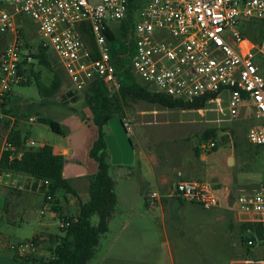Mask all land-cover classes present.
I'll return each instance as SVG.
<instances>
[{
	"label": "rangeland",
	"instance_id": "1",
	"mask_svg": "<svg viewBox=\"0 0 264 264\" xmlns=\"http://www.w3.org/2000/svg\"><path fill=\"white\" fill-rule=\"evenodd\" d=\"M0 10H7L3 0H0ZM119 24L112 22L111 28L116 30ZM12 40L11 34L0 40V57ZM18 40L21 60L34 54L41 41L33 23L22 37L18 34ZM25 43L29 48L24 47ZM26 62V70H32L34 75L38 73L39 80L47 85L50 74L32 58L28 57ZM58 72L61 87L51 98H41L33 76L29 77L28 84L11 88L9 100L0 107L1 136L15 128L20 130L21 137L58 148L67 146L70 140L89 136L88 127L79 129L82 120L89 116L82 103L83 90L74 92L60 67ZM27 76L28 72L23 81ZM67 94L74 95L76 101L70 102ZM225 98L226 94L222 93L218 105L207 102L199 111L168 110L139 101L123 106L121 120L134 155L131 160L129 149L123 147L120 154L123 164L119 166L111 164V157L107 155V174L115 184L116 202L106 231L85 264H264V241L254 240L248 252L239 245V224L245 222L243 218L252 216L238 215L234 203L227 198L251 192L264 184V145L249 144L242 134L241 129L254 124L250 108L244 107L236 117L230 118L226 115ZM20 114L28 117L22 118ZM31 117L55 122L62 134H54L37 122L28 123ZM211 128L216 130L212 139L214 148L203 150L200 147L206 145L207 139H199V135ZM102 131L111 135L108 125ZM161 169L171 176L180 174L185 179L207 183L219 197V204L227 208L230 220L224 215L219 217L215 209L203 210L185 200L179 204L174 197L153 200L149 208L147 196L154 189V175ZM4 181L2 177L0 183ZM78 186L82 196L84 187L81 188L82 183ZM4 196L0 200L3 243L27 240L46 232L31 252L44 256L47 233H58V214L51 211L52 216L47 211L40 214L41 196H35L29 206L22 203L13 207L10 216L5 213ZM74 210L69 209V214H75ZM89 222L95 225L96 216L92 215ZM11 253L5 244L0 246V258L7 260L0 263L14 261Z\"/></svg>",
	"mask_w": 264,
	"mask_h": 264
},
{
	"label": "built area",
	"instance_id": "2",
	"mask_svg": "<svg viewBox=\"0 0 264 264\" xmlns=\"http://www.w3.org/2000/svg\"><path fill=\"white\" fill-rule=\"evenodd\" d=\"M3 2L7 10H0V39L11 34L13 40L0 57V107L11 88L22 80L18 75L21 58L16 27L20 16L35 25L41 47L54 55L74 92L92 81L100 82L109 92L119 90L105 33L115 31L112 22L126 19V0ZM245 20L264 23V0H142L131 24L129 51L122 59L126 64L121 65L153 92L176 100L190 102L214 94L208 102L218 105L219 96L226 94L228 117L234 118L242 108H250L254 124L246 126L245 141L264 145V37L257 45L242 38L238 26ZM35 122L33 117L28 119L30 124ZM0 138L1 162L3 153L14 146L7 136ZM214 143L207 139L200 148L210 150ZM41 145L26 138L16 157L23 150ZM2 177L8 179L9 187L18 188L9 180V173L0 172ZM45 185L46 181L33 178L28 183L29 189L41 195ZM168 196L192 202L203 210L220 205L215 191L196 180L175 181ZM157 197L155 192L149 193V204ZM227 198L234 203L238 215L252 216L243 220L258 224L264 236V184ZM50 201L51 197L45 195L40 214L49 210ZM65 224L59 219L58 227ZM3 244L19 255L31 254L36 247L31 239L3 243L0 233V246ZM245 244L250 246L252 241Z\"/></svg>",
	"mask_w": 264,
	"mask_h": 264
},
{
	"label": "trees",
	"instance_id": "3",
	"mask_svg": "<svg viewBox=\"0 0 264 264\" xmlns=\"http://www.w3.org/2000/svg\"><path fill=\"white\" fill-rule=\"evenodd\" d=\"M141 4L142 0H126V19L120 22L114 32L105 33L109 47V57L119 82V90L116 93L109 92L104 85L97 81L90 82L83 89L82 103L88 110L91 125L95 129V136L89 145L87 155L95 162L96 168L93 173L86 177L87 197L84 201L78 202L74 215L58 214V218L66 222V224L58 227V233L46 235L47 245L44 256H35L33 254L19 255L13 252L12 259L16 264H85L91 258L99 237L106 231L107 222L115 205L114 182L107 174V152L102 139L105 135L102 129L114 117L122 124V108L127 102L139 101L168 110L199 111L204 109L208 100L213 99L215 96L213 94L190 102L176 100L153 92L146 85L137 81L127 67L121 65L122 62L126 64L122 59L129 51L128 36H130L132 29L131 24L134 14ZM31 23L27 18L21 16L16 18L18 34L21 37L24 30L31 27ZM238 30L242 38L254 45H257L264 37L263 22L241 21ZM24 47L29 48L27 43L24 44ZM28 55L20 61L18 75L22 77V80L17 86L28 84L29 77L33 76L41 98H51L61 87V76L58 72L59 63L54 56L48 54L45 48L41 47V44L36 46L34 54ZM28 57L35 60L42 69L50 74V80L47 85H44L39 80L38 73L34 75L32 70H26ZM27 72V80L25 77L23 81V76ZM67 96L70 97V102L76 101L74 95L67 94ZM3 112L4 114L6 113L5 111ZM20 116L22 118L28 117L24 114H20ZM37 123L46 126L54 134H62L59 126L47 118L38 117ZM245 130L246 127L244 130L241 129L242 134H245ZM230 132L234 134L233 130H230ZM215 133L216 130L213 128L205 130L199 135V139H213ZM7 138L13 144L14 149L3 153L0 162V172L26 175L35 181H46V185L42 186L40 191L42 193V201L44 202L45 195H49L51 197L49 210L52 213H57L56 194L76 195L69 181L61 174L64 163L63 156L54 154L51 146L43 143L40 147L21 151L20 157H16L20 144L26 137H21L20 130L10 128ZM194 151L196 152V150ZM9 156H12V158H9ZM175 200L182 204V199L175 198ZM92 215L97 218L95 225H91L89 222ZM40 238L39 235L30 239L37 245ZM262 238L264 236L258 224L249 222L239 224L238 241L240 246H244L245 252H248V248L251 246H246L247 240L254 242V240L258 241Z\"/></svg>",
	"mask_w": 264,
	"mask_h": 264
},
{
	"label": "crops",
	"instance_id": "4",
	"mask_svg": "<svg viewBox=\"0 0 264 264\" xmlns=\"http://www.w3.org/2000/svg\"><path fill=\"white\" fill-rule=\"evenodd\" d=\"M66 123H68V121H66ZM81 123H82V126H80L79 129H82L83 127H88L90 129L91 133H89L88 137L83 135L82 137H79L78 140H70L68 142L69 144L67 146H60V148H58V146H51L52 152L54 154H59V155L63 156L64 163H63L61 174L65 179H67L69 181L70 185L72 186V188L76 192V195H73V194L63 195L62 193L56 194L57 195V204L56 205L58 207L57 214L61 213L64 215L72 216L69 214V212H70L69 209H71V208L75 209L74 213L76 212L78 202L84 201L87 197V193H86L87 178L86 177L89 174L93 173L95 168H96L95 162L87 155V150L89 148V145L95 136V129L91 125L90 115L88 117L86 116V118L83 119ZM8 132L6 133L5 136L8 135ZM125 136L127 137V134H125ZM129 151H130L131 160H132L134 153H133V148H132L131 144H130ZM107 155H108V153H107ZM66 156L68 158L65 159ZM120 164H123V163L120 162V163L113 164V165L119 166ZM9 174H10L9 180L14 181L13 178L14 177L17 178L14 182L16 183L18 188L9 187L8 186V179L6 177H4L5 181L0 183V200L2 199L3 195H5L4 196L5 213L6 214L9 213L11 216V214H12L11 212L13 211V207H17L18 205H20L22 203L23 204L25 203V205L29 206V204L34 200V197L35 196H41V194L34 191V190L29 189L28 183L30 182V177H28L26 175H21V174H13V173H9ZM177 180H192V179H185L180 174L175 175V176H171V175L165 173L164 169H161V170L157 171V173L154 175V177H153L154 189H152L149 193L155 192L158 195L157 199L158 198L159 199L160 198L171 199V197L168 195L170 193V190L172 189L174 182ZM79 183H82L81 188L84 187V191H83L84 193L82 196H79V193H78L79 190H82V189H79V186H78ZM114 188H115V184H114ZM157 199H155V200H157ZM115 202H116V198H115ZM146 204L148 205L149 208L152 206V204H149L148 201H146ZM43 205H44V203H43L42 197H41V206H42L41 209L42 208L44 209ZM222 208H223V210H222ZM211 209H215V211L218 212L219 217L222 218L224 215L225 217L228 218V220H230V216L228 214L226 207H222L221 205H218L217 207H214ZM44 211H47L49 213V215H51V216L54 214V213L52 214L48 209H45ZM9 223L12 224L13 222L9 220ZM41 225L44 226L45 224L41 223ZM45 233L46 232H39L36 235L37 236L40 235V237L42 238L43 237L42 234H45ZM47 234H55V233L52 232V233H47ZM32 237H34V236H32ZM3 241L4 240L2 239V242ZM3 246H4V244H3ZM10 253H11V251H10ZM12 254L13 253H11V255ZM0 261H7V260H5L4 258H0ZM8 262L10 264H16V262L9 260V259H8Z\"/></svg>",
	"mask_w": 264,
	"mask_h": 264
},
{
	"label": "water",
	"instance_id": "5",
	"mask_svg": "<svg viewBox=\"0 0 264 264\" xmlns=\"http://www.w3.org/2000/svg\"><path fill=\"white\" fill-rule=\"evenodd\" d=\"M107 125L111 131V135H104L102 137L106 152L111 157V164L122 163L121 150H123V147L130 149L129 140L125 136L126 132L116 117L110 119Z\"/></svg>",
	"mask_w": 264,
	"mask_h": 264
}]
</instances>
